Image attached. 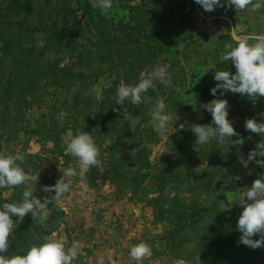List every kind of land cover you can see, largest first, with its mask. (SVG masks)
Here are the masks:
<instances>
[{
  "label": "rangeland",
  "instance_id": "rangeland-1",
  "mask_svg": "<svg viewBox=\"0 0 264 264\" xmlns=\"http://www.w3.org/2000/svg\"><path fill=\"white\" fill-rule=\"evenodd\" d=\"M221 3L223 7L208 12L195 0H113V7L102 11L88 0H0V152L25 153L21 166L29 175L25 184L0 189V204L20 202L25 187L34 188L33 195L42 201L51 198L55 193L47 188L63 175L61 171L77 167V158L65 152L77 131L93 134L100 152L99 163L86 174L88 190L78 176L72 177L70 192L49 205L44 224L31 213L22 221L13 218L6 255L25 253L55 232L66 248L74 240L82 242L73 264H96L100 255L105 264H218L217 246L225 240L230 241V249L239 250L233 264H264V246L252 249L237 243L243 211L238 203L264 174V167L248 159L264 137L246 130L245 121H264L260 115L264 97L253 102L230 91L222 97L229 102L228 118L238 134L233 140L242 137L243 145L227 149L213 138L196 149L191 131V147L185 148L186 133H177L186 127L184 131L191 130L194 124H212L211 113L196 108L192 83L206 75L214 79V74L207 73L222 62L221 68L236 72L230 61L222 59L227 45L236 46L232 30L236 28L238 36L264 35V7L253 11L251 5L240 9L227 0ZM139 4L140 15L146 8L157 27L178 34L170 54L160 55L134 76L139 82L157 66L166 65L170 76L173 69L171 84H162L164 97L172 95L177 104L174 111L171 102L166 104L168 111L177 114L169 139H161L150 122L141 123L133 116L131 103L116 104L120 84L131 85L124 74L96 79V53L82 55L83 62H79L81 50L67 48L62 36L69 34L65 29L81 30L78 45L91 46L89 37L94 33L87 6L94 15L119 20L125 15L136 17L139 9L134 7ZM19 21L27 30L11 23ZM81 69L86 76L80 75ZM110 89L114 90L107 93ZM184 111H192V116L180 118ZM176 139L180 144H175ZM145 163L147 172L142 170ZM37 175V181L33 180ZM252 238L259 239V235ZM141 241L150 244L151 255L134 260L129 250Z\"/></svg>",
  "mask_w": 264,
  "mask_h": 264
},
{
  "label": "clouds",
  "instance_id": "clouds-1",
  "mask_svg": "<svg viewBox=\"0 0 264 264\" xmlns=\"http://www.w3.org/2000/svg\"><path fill=\"white\" fill-rule=\"evenodd\" d=\"M94 8L107 11L113 7V0H89ZM202 5L205 11H214L217 6L223 7L221 0H195ZM227 3L235 8L245 9L251 5L253 11L264 7V0H227ZM232 39L236 46H226V51L222 56L224 61H230L236 68L233 74L228 70H215V87L210 89L211 94L217 97V93L222 89L220 96L205 103L203 107L211 113L212 124H194L191 131L196 136V149L200 145L209 143L213 138L217 143L227 149L232 145H243L244 139L233 140L237 132L229 120V102L222 98L225 93L232 92L246 95L255 102L259 97H264V35H236V28L232 30ZM255 40L256 43H249ZM143 76V74H142ZM159 81L166 87L171 84V76L166 65L155 67L144 78L134 85H125L123 82L117 89L116 104L140 105L142 102L151 100L145 94L149 89L155 90V81ZM165 97L159 96L150 108V123L153 131L161 139H169L170 128L173 127L174 114L167 110ZM177 115V114H175ZM260 115H264L261 113ZM215 125V126H213ZM245 129L252 133H258L264 137V121L257 122L255 118L245 121ZM65 152L77 158V167L71 165L61 171L63 175L56 183L47 188L54 192L51 198L43 201L33 195L35 189L25 187L20 202H6L0 204V264H73L78 254L83 248L81 241L74 240L71 247H65L62 239L56 238V233L52 232L44 237V243L32 245L25 253L6 255L10 247V236L14 228V219L24 220V217L31 213L32 218L44 224L49 219V205L55 204L71 190L72 177H79L80 184L87 191L85 183L86 174L89 169L99 163V148L96 145L93 134L86 131H77L67 142ZM136 149L132 150V155L136 156ZM264 157V140H261L256 148L249 153V161H256L260 167H264V159L257 160V157ZM25 153L16 152L6 154L0 152V189L10 188L25 184L29 179L28 173L21 166L25 161ZM245 166L247 164L245 163ZM33 176L32 179H38ZM240 179V177H236ZM243 211L238 219V230L242 233L238 240V245L243 244L252 249L264 246V174L256 179L250 188L243 193L239 203ZM259 235V239L252 237ZM151 246L145 241L131 246L129 256L134 260H141L145 256L151 255ZM109 259H111L109 257ZM96 264H105V257L100 255L96 258Z\"/></svg>",
  "mask_w": 264,
  "mask_h": 264
},
{
  "label": "trees",
  "instance_id": "trees-1",
  "mask_svg": "<svg viewBox=\"0 0 264 264\" xmlns=\"http://www.w3.org/2000/svg\"><path fill=\"white\" fill-rule=\"evenodd\" d=\"M141 7L142 4L135 5L134 7L135 9H139V11L136 12V17L125 15L119 20H116L114 16L104 15L102 13H100V15H94L92 13L91 6H87L86 12L89 16V25L92 26L94 33L92 37H89V39L93 42V45L91 46L78 45V38L81 34V30L65 29L64 31H68L69 34L67 35L65 33H62V36L66 40L65 43L67 48L70 46L72 48V51L81 50L78 53L79 62H83L82 55H95L96 53L97 59L99 61L98 65L94 66L97 67L99 70L96 73V79L100 76L107 74H116L117 77H119L121 74H124L127 81H129L131 85H134L138 83L136 77H134L136 72L138 74L139 71L144 70L147 65L155 63V60L160 55L170 54L173 51L172 43L176 42L175 37L178 34L174 31V29L171 28H168V30H166L157 27L156 24L158 23H154L153 17H150V12H148L146 8L142 9V15H140L139 13ZM7 16L9 15L7 14ZM11 23L12 25H18L20 27V30H27L23 21ZM135 37L137 38L134 39ZM179 52L180 51H178L177 49L175 50L176 54H178ZM118 55H120V57ZM223 66H225V62L219 63L217 65V68L211 69L210 71H208L207 74L212 75L215 73V70H227V67L221 68ZM68 70H66L65 73ZM172 70L171 77H174V71ZM69 72L71 76L72 72ZM80 72V75H82L83 77L86 76V73H84L83 69H81ZM200 82L202 83L195 86ZM117 83H119V81H117L116 84ZM198 83H192L193 93L196 95L197 98L195 105H197L196 108L204 109L203 105L205 103H208L211 100L220 96V91L217 93V97H214L210 92V89L215 87L216 83L218 82H216L214 79H209V76L206 75L205 77L199 78ZM155 85L156 88L151 94H149V91L152 89H149L148 92L145 94L146 96L151 97L150 100L152 105L155 103L156 99L159 96H165L162 83L157 80L155 81ZM113 90L114 89H110L109 91H107V93ZM175 92L176 90L174 89L173 93ZM172 101V95L170 98L165 99L166 104L171 102L170 109L174 111L177 109V104L176 102ZM146 103L147 102H142L140 105H133L130 110L133 112H131L132 115L137 117L141 123L146 121L150 122L151 120L149 114L150 108L146 107ZM111 114L112 116H117L113 111H111ZM173 114L175 115V113ZM188 116H192V111H184L181 114L180 118L186 119ZM150 128L151 130H153L152 126ZM187 128L188 127H186L185 129L182 128L181 130L177 131V133L178 135L186 133V139L184 142H186L187 144L183 147L190 148L192 138L188 137V135L191 134V130L184 131ZM179 140L180 139L175 140L176 145L180 144ZM147 167L148 164H143L142 170L147 172V170H145ZM142 175L146 177L145 173H143ZM174 233H177V231H174ZM228 242L230 241L225 240L223 244L221 243L217 246L218 252L216 254L215 259L216 263L233 264L234 260H236L235 258L239 257V250L237 248L230 249L227 245Z\"/></svg>",
  "mask_w": 264,
  "mask_h": 264
}]
</instances>
